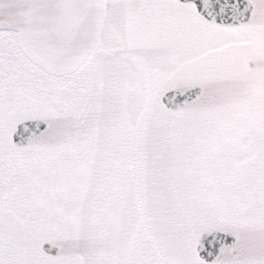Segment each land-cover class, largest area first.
<instances>
[{
	"label": "snow or ice",
	"instance_id": "1",
	"mask_svg": "<svg viewBox=\"0 0 264 264\" xmlns=\"http://www.w3.org/2000/svg\"><path fill=\"white\" fill-rule=\"evenodd\" d=\"M0 264H264V0H0Z\"/></svg>",
	"mask_w": 264,
	"mask_h": 264
}]
</instances>
